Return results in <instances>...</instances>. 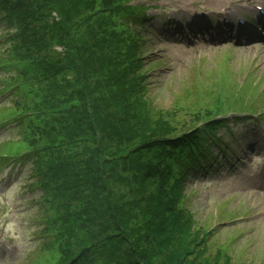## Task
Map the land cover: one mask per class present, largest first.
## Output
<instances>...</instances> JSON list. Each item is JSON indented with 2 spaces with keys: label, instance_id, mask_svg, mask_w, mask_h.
I'll list each match as a JSON object with an SVG mask.
<instances>
[{
  "label": "trees",
  "instance_id": "16d2710c",
  "mask_svg": "<svg viewBox=\"0 0 264 264\" xmlns=\"http://www.w3.org/2000/svg\"><path fill=\"white\" fill-rule=\"evenodd\" d=\"M158 1L0 0V67L18 72L0 76L15 87L0 126L20 129L0 169L28 165L45 202L31 264H220L182 187L231 163L237 135L216 137L219 126L263 120L264 108L236 90L182 121L156 110L142 34ZM227 110L242 115L220 118Z\"/></svg>",
  "mask_w": 264,
  "mask_h": 264
},
{
  "label": "rangeland",
  "instance_id": "374dc122",
  "mask_svg": "<svg viewBox=\"0 0 264 264\" xmlns=\"http://www.w3.org/2000/svg\"><path fill=\"white\" fill-rule=\"evenodd\" d=\"M157 4L159 8L148 11L153 18L145 25L142 46L145 85L158 112H178L176 118L182 121L193 110L209 107L236 90L253 99L259 110L264 108V38L244 42L245 38L234 34L212 35L213 26L222 25L216 17L227 12L234 13L232 20L239 13L255 15L257 8H264V0H159ZM206 14L214 16V21ZM197 20L206 24L201 28ZM3 25L0 21V32ZM231 26L224 25L226 29ZM262 26L257 25L263 30ZM240 28L247 34L246 25ZM8 44L0 34V54ZM16 73L11 67H0V76ZM7 78L2 83L10 84ZM14 88L10 84L0 91V105L11 104ZM250 116L255 119L232 120L229 127L219 126L213 132L216 137L226 136L232 125L237 135L227 150L232 166L190 174L182 187L194 223L212 231L202 248L204 254L220 264H264V119ZM7 123L0 126V153L14 149L11 141L20 135L18 124ZM34 181L28 165L0 169V264H31L37 244L46 236L39 234L45 226L43 191Z\"/></svg>",
  "mask_w": 264,
  "mask_h": 264
},
{
  "label": "bare ground",
  "instance_id": "6f19581e",
  "mask_svg": "<svg viewBox=\"0 0 264 264\" xmlns=\"http://www.w3.org/2000/svg\"><path fill=\"white\" fill-rule=\"evenodd\" d=\"M258 10H259V8H258ZM233 15H234L233 12H227L224 15H220V18H218V17H216V18L219 19L222 26H224L226 24V22H228L229 20L232 19L230 16H233ZM259 21H262V20H259ZM262 28L264 29V26H262ZM222 33H223V31H220L218 34L221 35ZM254 35H257V34H254ZM241 38H246L247 40H254V38L251 37L249 34H246L245 36H241Z\"/></svg>",
  "mask_w": 264,
  "mask_h": 264
}]
</instances>
